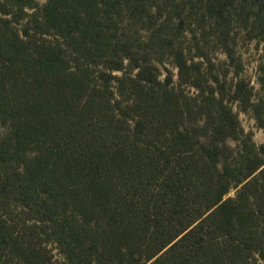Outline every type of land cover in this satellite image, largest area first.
<instances>
[{"label": "trees", "instance_id": "16d2710c", "mask_svg": "<svg viewBox=\"0 0 264 264\" xmlns=\"http://www.w3.org/2000/svg\"><path fill=\"white\" fill-rule=\"evenodd\" d=\"M240 33L264 42V0H0V264H54L50 244L95 264L92 222L119 264H264V143L232 104L263 132L264 108L202 71L211 38L238 74ZM228 138L240 153L220 169Z\"/></svg>", "mask_w": 264, "mask_h": 264}, {"label": "rangeland", "instance_id": "374dc122", "mask_svg": "<svg viewBox=\"0 0 264 264\" xmlns=\"http://www.w3.org/2000/svg\"><path fill=\"white\" fill-rule=\"evenodd\" d=\"M34 2L36 5L42 7L46 4L47 0H34ZM121 29L125 31L124 33L127 36H130L134 40H146L148 36V33L141 30L139 24L137 23L126 24L125 26L123 25ZM186 38L187 39L183 41V45L187 49L192 50L190 55L192 56L195 52V42L193 43V41H190V37L188 35H186ZM200 47L202 48V52L208 56L213 64L212 68L207 63L203 64L202 71L204 73L206 71H210L209 69H211L213 74L219 75L228 71L225 79L221 78L223 82L225 81L227 99L230 97L234 85L239 81H243L246 84L247 91L250 93L251 103L255 106L259 105L264 108V42L247 41L244 39L242 33L239 34L235 46V53L242 65V69L238 74L234 73L232 68L227 65V58L225 54L216 47L211 38L202 40L200 42ZM153 59H155L154 64L157 67L159 79L163 80L167 74L170 73L173 77L174 83L177 84V69L172 59L158 53L153 55ZM125 66H128L126 61ZM115 74L120 75L119 73ZM191 92L193 93L194 91L192 90ZM232 107L234 113L238 116L239 125L244 132V135L250 134L251 141L256 146L263 144L264 132L259 128L253 111H242L237 103H233ZM191 126L199 127L201 130H204V123L202 121L192 123ZM8 133L9 126L7 124H3L0 119V140L6 137ZM199 139L206 145L212 144V135L209 131L202 132ZM223 145L227 148L223 150L221 162L219 164L220 169H222L224 163H231L240 153V143L235 139L228 138ZM228 197L233 199L236 197L235 189L230 190ZM86 228L88 230L87 235L83 228L80 232L81 234L83 233L82 243L85 248L94 255L95 264H119L115 258L114 252L111 249H105L106 244L103 241L106 237L102 233L103 229L101 226H97L95 222H92L87 225ZM91 242L95 243L93 250H90L88 246ZM49 250L53 257L52 261L54 264H66L63 256L59 253L58 248L54 244L49 245ZM258 263H260V261L257 260L254 264Z\"/></svg>", "mask_w": 264, "mask_h": 264}]
</instances>
